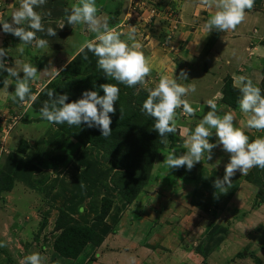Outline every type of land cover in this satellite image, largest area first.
Here are the masks:
<instances>
[{
    "label": "rangeland",
    "instance_id": "1",
    "mask_svg": "<svg viewBox=\"0 0 264 264\" xmlns=\"http://www.w3.org/2000/svg\"><path fill=\"white\" fill-rule=\"evenodd\" d=\"M19 2L0 0V20L11 22V14L19 7ZM75 2L46 0L44 5L35 8L42 16L45 29L52 27L56 30V36L38 32L37 37L46 39L48 45L44 49L32 48L36 50L38 62L41 61L46 69L48 64L51 66V71L45 74L47 78L35 81L33 86L30 83L32 94L37 97L35 101L29 100L26 104L14 101L15 86L10 84L7 91L3 90L6 72L0 70V116L4 118L3 126L0 123V173L4 172L14 179L10 192H0V213L5 217V222L0 224V242L6 245L0 247V264H19L23 256L32 252L47 257L46 264H53V256L63 258L56 252L55 242L63 232L61 230L71 225L65 220L62 222L63 229L62 226L58 228V219L64 210L60 207L64 203L65 209L78 203L83 215H89V219L93 220L86 226L104 238L98 245L90 244L94 253L87 252L82 264H93L96 256H101L97 254L101 251L97 248L101 246L108 253H113L94 264H112V259L122 257L126 252L132 255L127 258L128 263H133V257H138L140 264H156V254L160 252L164 264H172L175 257L179 264H264V241L256 244L253 239L251 247L246 246L243 251L247 252L244 263L240 261L243 254L241 258L236 257L240 260H235L230 254L228 262H219V258L213 257H220L228 249L239 250L238 238H246L254 225L264 221V200L260 197L261 193L264 195V169L254 167L247 175L237 171L227 192L219 193L213 182L217 177L223 178L229 161V154L222 150V146L212 150L211 160L203 158L191 171L186 166L170 169L163 162L165 155L173 151L177 156L187 152L184 140L210 110L206 104V100L212 98L209 97V65L198 57L204 58L209 53V41L214 43L223 34L215 29L208 33L203 27L214 12L213 8L201 3V0H96L97 15L106 16L110 27H116L122 33L121 39L127 40V33L135 27L136 41L141 43L151 67L145 86L133 88V106L137 101L143 104L148 95L145 89L155 87L161 75L175 78L183 70L187 72V80L178 82L195 84L196 87V91L187 96L196 109L195 115H185L182 108L176 110V132L157 148L152 170L145 175L136 200L132 204L121 205L118 189L111 183V177L122 170L114 158L105 150L85 143L86 139L81 138L83 136L79 133L84 124L76 126L74 134L70 135L43 120L39 112L44 101L49 99L48 90H55L57 94L69 93L68 102H72L80 99L84 91L90 90L88 79L94 71H99L106 78L97 66L98 58L87 48L79 50L96 34L88 31L84 24L71 26L67 23L64 9ZM61 24L64 25L63 33L58 32ZM64 37L68 42L63 45ZM131 42L128 41L129 44ZM18 43H21L20 39L4 34L0 25V47L8 51L5 57L8 65L13 66L16 59L36 61L26 47H23V52L30 59L16 55L13 59L12 55L20 51ZM60 45L64 49L67 47V54L62 53L63 49L56 53ZM262 60L263 56L259 58L260 63ZM241 74L250 77L264 94V62L254 68L249 67L248 75L245 72ZM229 77L232 79L228 76L214 81V89H218L219 93L216 100L218 114L233 111L235 126L242 127L250 141L264 138V130L248 129L240 124L241 120L246 122V116L240 111L239 104L234 109L224 101V86ZM238 94L240 97V92ZM137 111L134 126L122 135L126 143L144 141L148 134L152 136L155 131L154 120L142 109ZM209 140L216 143L214 130ZM23 141L29 144V148L19 152ZM60 176L64 177L63 185L68 191L61 190L59 193L60 186L55 184V180L59 181ZM81 181L85 185L83 188ZM46 186L53 190L49 203L46 199L39 200L41 197L36 195L35 190V187ZM70 192L74 201L66 200ZM104 198L112 199L113 206L107 217L99 220ZM151 226L157 231L149 235V239L146 236L145 241L138 239L137 236ZM154 237L157 249L153 246L152 249L156 250H151L149 243L154 244ZM119 240H122L121 243H117ZM172 253H176L175 257Z\"/></svg>",
    "mask_w": 264,
    "mask_h": 264
},
{
    "label": "clouds",
    "instance_id": "2",
    "mask_svg": "<svg viewBox=\"0 0 264 264\" xmlns=\"http://www.w3.org/2000/svg\"><path fill=\"white\" fill-rule=\"evenodd\" d=\"M46 3V0H20L19 7L11 14V22L0 20L2 32L12 34L19 38L23 45H31L44 49L48 41L38 38V32H46L48 36H56L52 27L45 29L42 16L35 8ZM201 3L215 11L204 24V29L210 33L213 29L218 32H229L237 28L246 15V10L254 7L255 0H201ZM67 23L71 26L84 24L88 31L95 33V38L85 41L81 51L87 48L97 59V66L107 79L117 81L127 87L135 88L137 85L144 87L145 78L151 73V67L146 59L142 45L136 41V29L132 27L127 33V40L121 39L122 33L116 27H110L106 16L97 15L96 0H76L64 9ZM50 15V13H49ZM61 29L64 25H60ZM128 41H132L130 44ZM23 47L20 51L23 52ZM8 56L7 49L0 47V70L9 75L3 80L4 91L10 86V79L15 78V91L12 96L14 101L26 104L29 100L35 101L36 95L32 94L30 81L37 78L38 69L30 63L15 60L14 66H9L5 60ZM87 58V57H85ZM19 69V70H18ZM53 69V68H52ZM45 69L43 72H49ZM23 72V77L20 73ZM179 80H187V72L181 71L179 77L161 75L155 87L145 90L148 95L142 105V111L154 120L153 129L158 132L161 143L167 142V135L176 132V110L183 109L187 116H194V109L187 99L189 93L196 91L195 84H181ZM233 86L238 88L239 109L246 116V122L240 124L248 129L264 130V94L253 80L245 75L233 76ZM99 91L86 90L82 97L72 102L69 96L57 94L55 90H48V100L44 101L39 109L40 116L49 123L68 126H81L97 128L101 135L107 138L112 133L111 114L116 113L115 103L119 100L120 88L117 84L103 83ZM216 96L206 100L209 111L196 124L194 130L184 140L185 154L177 156L175 151L165 155L163 161L170 169L186 166L191 171L196 163L206 158L212 159L213 149L222 146V150L229 154V161L225 165L223 178L217 177L213 186L219 193H226L232 183V178L239 171L247 175L254 167L264 169V138L249 139L242 127L234 124L235 113L231 110L219 115L217 111ZM120 119H123L124 109L120 106ZM1 117V116H0ZM2 118V124L4 118ZM217 137L216 143H211L209 138ZM206 154V155H205ZM81 187H85L80 182ZM83 210V209H81ZM6 246L0 242V247ZM47 257L39 252H32L23 256L19 264H46Z\"/></svg>",
    "mask_w": 264,
    "mask_h": 264
},
{
    "label": "trees",
    "instance_id": "3",
    "mask_svg": "<svg viewBox=\"0 0 264 264\" xmlns=\"http://www.w3.org/2000/svg\"><path fill=\"white\" fill-rule=\"evenodd\" d=\"M99 71H94L88 79V85L90 90L99 91L100 95H103L102 89H99V85L103 83L117 84L120 88L119 100L115 103L116 113L113 115L110 113L112 119V133L110 136L105 138L101 135V132L97 128H88L86 124L80 127L79 133L85 138L87 142L92 146L105 150L109 156L119 164L121 171L116 172L111 178L112 184L118 189L120 197L128 204H132L139 193L141 192L143 183L145 181V175L150 174L155 152L161 144L160 137L157 131L152 132L146 140L130 141L126 143L123 140V134L128 133L129 130L134 126V120L138 117V108L142 109V103L137 101L135 106L133 103L134 89L132 87H127L123 84L117 82H111L109 79L105 81ZM64 87V84H63ZM127 92V93H126ZM123 93V94H122ZM126 93V94H125ZM236 87L233 86V81L229 77L226 80L224 86V101L228 106L236 108L238 106L239 94ZM41 94V93H40ZM69 94V93H67ZM39 96V95H38ZM124 96V98H122ZM34 103V102H33ZM120 106L124 109L123 119H120ZM0 123L2 124V118L0 117ZM52 124V123H51ZM63 132L73 135L76 126H68L66 123L63 125H57ZM151 126V124H149ZM1 129V126H0ZM149 131V130H148ZM78 136L77 133H75ZM173 134H168L166 139L172 138ZM121 137V139H119ZM79 139L80 136H78ZM77 138V139H78ZM125 138V137H124ZM19 146V152H25L29 148V144L26 141ZM14 179L8 174L0 173V192L7 193L13 189ZM261 199L264 200L263 193L260 194ZM113 200L109 198L103 199L102 215L99 220H104L110 213ZM68 222L69 227L58 236L55 242V250L63 258L76 259L84 251L88 244H100L103 241V237L98 235L92 228L86 225H82L75 218L69 215L66 211H61L58 219V228L62 226V222Z\"/></svg>",
    "mask_w": 264,
    "mask_h": 264
},
{
    "label": "crops",
    "instance_id": "4",
    "mask_svg": "<svg viewBox=\"0 0 264 264\" xmlns=\"http://www.w3.org/2000/svg\"><path fill=\"white\" fill-rule=\"evenodd\" d=\"M253 8H255V10H248V11L246 10L245 19L239 25H237V28L235 30L229 31L227 33L223 32V34L220 35L219 40L217 39V41H214V43H211L209 41V44H210L209 45V53L204 55V58L198 57V58L203 59L209 65V79L208 80H209V86H211V89L209 90V97L210 96L214 97V96H216L215 94L218 93L217 92L218 89L215 88L216 91L214 89V87L216 86V83L214 81H216L218 79H223V78L228 77V76H231L233 79L234 75L239 76V75H242L241 73H243V72H245L248 75L249 67L254 68V66L260 65L264 62L263 60L261 63L259 61V58L261 56H263V58H264V0H255V4H254ZM213 10L215 11L214 8H213ZM59 29L60 30L58 32L64 31L61 29V27ZM63 41H64L63 45L68 42V40H65V37H64ZM63 45H60L59 48H57L55 50L56 53L63 49L62 53L64 52L65 54H67V47L64 49ZM17 46H19V48L20 47L29 48V53L31 55H33V57H34L33 60L34 59L36 60L33 62L30 60L27 61V63L32 64L33 66L37 67V69H38L37 78L34 81H30L31 86H33L35 84L34 83L35 81H38L39 79L47 78L45 76L46 72H43L46 69V67H44L41 64V61L38 62V60L35 56L36 55L35 49H37V48L32 49L33 46L23 45L22 43H18ZM79 50H81V49H79ZM79 50H78L77 54L79 53ZM15 55L17 57H26L27 59H30V56H28L26 52L20 53V51H19L17 53H14V55H12L13 59H15ZM73 58H75V56ZM23 62H25V61H23ZM47 69L51 71V66L49 64H48ZM8 75L9 74L6 72L4 77H8ZM23 75H24L23 72H21L20 76L23 77ZM10 84L15 86V78L10 79ZM50 126L52 127L53 125H50ZM52 128L55 129L54 127H52ZM62 173L63 172H61L60 174H62ZM99 175H101V173ZM61 177L62 176H60L59 181L55 180V184L57 186H60V188L57 190V191H59V193L61 192V190L68 191V189H66L63 185V183H65L64 177H62V179H61ZM35 190H36V193H38L36 195L41 197L39 200L46 199V201L48 202L49 199H51V197H49V195H51V192L53 190L49 186L35 187ZM119 198L121 199V202H119V201L118 202L121 203V205H124V204L126 205V202L120 196H119ZM66 200L67 201H74L73 194L71 192L66 196ZM78 205H79L78 203H75L73 205L71 204L70 206H68V209H65L64 208L65 203H64V205L61 206L60 208L67 211V213L69 215H71L73 218H75L77 221H79L83 225H88V224L93 223V220L89 219V215H87V216L83 215L81 207ZM215 207L217 208L216 205H215ZM76 209H78V210H76ZM1 215H2V213H0V224L3 223V221L5 222V217H3ZM1 227H2V225H0V228ZM245 229H247V228H245ZM1 231L3 232V229H1ZM156 231H157V229H155V228H153V226H151V229L149 227V229L146 232L144 231L141 236H137V237H138V239H143V241H145L146 236H148V239H149L150 238L149 235L153 234ZM251 231L252 232L249 233L250 236L249 235H248L249 237L246 236L247 239L246 238H243V239L238 238L240 240V245L238 247L239 250L229 251V249H228V250H226L225 253L222 252L220 257H218L217 255H215L213 257L219 258V262H223V261L228 262L230 254L234 258H236V257L241 258V255L243 254L242 260L237 259V258L235 260H240L243 263L246 262L247 259L244 260V258L246 257L247 252H243V251L246 248V246L251 247V239H253V241H255L256 244H257V242L264 241V221L259 222V224L254 225L253 228L251 229ZM131 236H134V235L131 234ZM135 237H136V235L134 236V238ZM157 239H158V237H157ZM121 241L122 240H119V242L117 241V243H121ZM153 241H154L153 242L154 244L149 243L150 249L156 250L157 246H155V244H157V242H155V237H154ZM161 241L162 240H160L159 243ZM244 241H247L245 245H244ZM51 244H53V242H51ZM162 245H164V244H162ZM243 245L245 247H243ZM153 246H155L156 249H152ZM255 246L256 245H254V247ZM161 248L165 249V246L164 247L161 246ZM175 248H176V245H175ZM97 249L101 250L99 253L97 252V254L101 255L100 257L96 256L98 261L100 259H103V258L106 259V255H108L109 253H113L112 251H110L109 253H108V251H105L103 246H101L100 248H97ZM145 249L147 250L149 248L145 247ZM89 251L91 253H94V251L90 250V244H88L85 247L84 251L76 259L59 258V257L55 258V256L51 257V259L53 260V264H82L84 261V256L87 255V252H89ZM142 251H145V250H142ZM151 252H153V251H151ZM128 253L129 252H126L125 254H123L122 257H118L116 259H112L113 257L110 258V260L112 259V261H111L112 264H130L131 261L128 263L127 258L131 255V253L130 254H128ZM177 253H179V251ZM175 254L176 253H172L173 257H175ZM149 255H150V252H149ZM179 255H180V253H179ZM180 256H182V255H180ZM108 259H109V257H108ZM155 259H157L156 264H164V262H165L163 260V255L160 252H158L156 254ZM97 260H95V261L97 262ZM95 261H93V264L95 263ZM132 261L134 264L135 263H137V264L141 263V261H139L138 257H133ZM133 263L131 262V264H133ZM152 263H153V261H152ZM106 264H110V263L106 262ZM172 264H179V261L176 260V257H175V260Z\"/></svg>",
    "mask_w": 264,
    "mask_h": 264
}]
</instances>
